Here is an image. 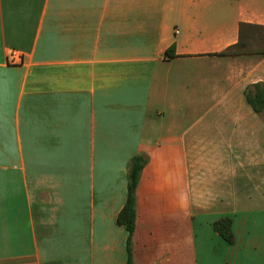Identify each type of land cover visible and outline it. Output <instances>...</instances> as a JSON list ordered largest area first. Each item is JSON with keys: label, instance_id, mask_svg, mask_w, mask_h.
<instances>
[{"label": "crops", "instance_id": "obj_1", "mask_svg": "<svg viewBox=\"0 0 264 264\" xmlns=\"http://www.w3.org/2000/svg\"><path fill=\"white\" fill-rule=\"evenodd\" d=\"M257 83L264 0H0V264H126L138 154L134 264H264Z\"/></svg>", "mask_w": 264, "mask_h": 264}, {"label": "trees", "instance_id": "obj_2", "mask_svg": "<svg viewBox=\"0 0 264 264\" xmlns=\"http://www.w3.org/2000/svg\"><path fill=\"white\" fill-rule=\"evenodd\" d=\"M253 27L243 24L241 26V40L235 46L229 48L223 55H232L236 49L235 54L239 53H253L258 50L253 49V43L258 42L259 38L255 37L250 42L244 40L246 28ZM175 54L174 49L167 52ZM247 103L252 107L255 113L264 116V84L257 83L246 91ZM149 158L146 154H138L134 156L128 164V195L127 201L117 217V223L124 226L128 232V260L126 264H134L132 237L134 235L137 224V190L141 178L142 171L148 164ZM233 221L230 218H223L215 223V230L230 244L235 242L233 233Z\"/></svg>", "mask_w": 264, "mask_h": 264}, {"label": "rangeland", "instance_id": "obj_3", "mask_svg": "<svg viewBox=\"0 0 264 264\" xmlns=\"http://www.w3.org/2000/svg\"><path fill=\"white\" fill-rule=\"evenodd\" d=\"M257 48H261V42H254L253 43V49H257ZM247 107L251 110L249 105H247ZM254 115L255 114H253V116ZM246 117L248 118L249 116L246 115ZM229 119L225 120L223 118H220V116H216V115L205 116V122L206 123H209L211 125L222 124V125H227V128H231V126L233 125V123H235V121H234L232 116H229Z\"/></svg>", "mask_w": 264, "mask_h": 264}, {"label": "built area", "instance_id": "obj_4", "mask_svg": "<svg viewBox=\"0 0 264 264\" xmlns=\"http://www.w3.org/2000/svg\"><path fill=\"white\" fill-rule=\"evenodd\" d=\"M20 59H21V55L17 51H12L8 57V60L11 63H16L17 60H20Z\"/></svg>", "mask_w": 264, "mask_h": 264}]
</instances>
